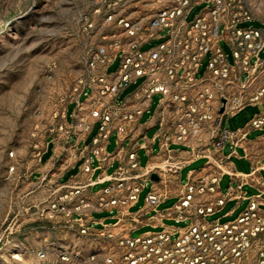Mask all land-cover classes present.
I'll list each match as a JSON object with an SVG mask.
<instances>
[{"label":"built area","instance_id":"built-area-1","mask_svg":"<svg viewBox=\"0 0 264 264\" xmlns=\"http://www.w3.org/2000/svg\"><path fill=\"white\" fill-rule=\"evenodd\" d=\"M201 3H207L206 7L189 19L190 9ZM141 8L155 11L140 12ZM81 21L84 70L63 97L50 133L62 142L63 150H73L71 156L82 158L80 171L88 181L54 189L50 198L41 201L39 215L85 236L93 248L84 257L60 248V257L80 264H264V208L259 194L248 197L243 188L254 179L257 168L239 173L227 164L230 155L224 153L227 142L236 152L250 128L264 126V109L243 127L233 129L225 123L248 105L264 106V5L256 12L248 0H94L82 12ZM246 21L261 25L245 26ZM156 38L162 39L157 45L142 47ZM223 40L232 48V61ZM207 53L210 59L201 73ZM119 55L118 67L110 71L109 65ZM139 77L143 81L119 100L122 90ZM157 93L152 143L158 142V153L166 156V164L142 165L137 148L127 149L123 141L135 135ZM71 102L76 104L72 120ZM97 121L99 128L92 142L86 143ZM113 134L117 146L111 152L107 143ZM44 146L45 140L35 158L42 155ZM181 146L192 155L207 157V165L216 170L191 173L178 198L160 207L170 191H159L155 184L164 180L167 186L169 172L180 179V163L170 161ZM145 147L152 151L151 145ZM14 154L11 150L10 155ZM94 157L98 167L114 157L119 163L108 184L87 192L86 186L96 183L91 176ZM15 167L11 165L10 170ZM153 172L159 179L152 178ZM226 172L237 183L232 180L222 190L220 181ZM150 179L153 185L145 204L133 211ZM63 187L67 190L56 194ZM232 197L249 198L238 216L208 218ZM104 210L115 220L106 222L95 215ZM166 219L186 224L177 227L166 224ZM144 223L157 229L135 232ZM45 254L42 249L41 255Z\"/></svg>","mask_w":264,"mask_h":264},{"label":"rangeland","instance_id":"rangeland-1","mask_svg":"<svg viewBox=\"0 0 264 264\" xmlns=\"http://www.w3.org/2000/svg\"><path fill=\"white\" fill-rule=\"evenodd\" d=\"M248 1L256 12L264 5V0ZM93 4L94 0H0V264H80L75 259L63 260L59 249L66 248L84 257L93 248L85 236L58 226V221L52 217L44 216L39 220L31 217L35 207H29L30 215L26 219L19 181L50 133L51 126L58 120L57 112L64 102L63 97L84 70L81 14ZM206 5H193L188 18L193 19ZM144 11L155 10L140 9V12ZM243 25L260 26L261 22L246 21ZM161 40L152 39L142 47L151 48ZM221 43L232 61L231 46L224 40ZM120 58L121 55L117 56L109 65L110 71L118 67ZM209 59L210 53H207L200 66L201 73L205 71ZM142 81L143 77H139L129 84L120 93L119 100ZM159 96L158 93L153 96L152 106L143 119L154 112ZM74 107L75 102H71L69 112ZM263 109L261 103L249 105L237 117L228 116L227 123L235 127L239 120ZM99 124V121L94 124L91 137L97 132ZM155 131L156 127L150 128L148 136L152 137ZM114 146L115 139L112 137L109 148ZM11 150L15 151L14 155H10ZM226 150L229 151L228 146ZM141 156L142 162H146L144 153ZM203 163L204 159H200L183 167L181 180L186 179L190 167H199ZM13 164L16 167L11 171ZM228 184L225 177L221 185L226 188ZM152 185L153 180L150 179L138 202L132 206L133 211L145 204V196ZM48 195H52L50 189H46V198H50ZM176 199V196H171L160 207L170 205ZM48 204L46 200L44 205L47 207ZM95 215L106 217L107 222L115 220L109 211H96ZM165 223L177 227L186 224L173 219H166ZM151 229L157 228L143 225L135 232ZM42 249L46 250L44 256L41 255Z\"/></svg>","mask_w":264,"mask_h":264},{"label":"crops","instance_id":"crops-1","mask_svg":"<svg viewBox=\"0 0 264 264\" xmlns=\"http://www.w3.org/2000/svg\"><path fill=\"white\" fill-rule=\"evenodd\" d=\"M248 106L244 107L241 111L231 117H237ZM72 111L69 112V119L71 120L73 119ZM258 112L259 111L253 112L246 119L239 120L235 127L231 126L229 122L227 123L228 117L225 119V123L233 129L243 127L248 122H250L255 116V114ZM156 125L157 116L155 114L151 113L147 116L146 119H143L142 117L135 135L128 136L123 141L127 149H131L134 147L137 148V153L139 155L140 162L142 165L154 164L164 166L166 164V156L158 153V142L156 141L155 143H152V137L148 136V130L152 127H157ZM90 132L86 135L85 138V142L89 144L92 142V139L96 134L95 133L91 137ZM145 132L147 133V137H145L143 134ZM112 137H114L115 139V146L113 149H110L109 144L111 142ZM75 138L76 137H73V139ZM116 139L117 137L115 134L111 135L109 142L107 143L108 151L114 152L116 150ZM83 143V141L80 142L81 145H83ZM139 144H141V146H139ZM146 144L152 146V151L145 147ZM227 146L229 147V151L226 150ZM181 148L182 150L180 151L178 156H175L174 159L170 161L171 164L180 163V174L183 167L189 166L197 160L204 159V163L199 167H190L187 172L186 179L184 181L181 180V175L180 179L177 180L175 174L173 172H169L168 175L171 176V181L168 183L167 186L164 185V180L156 182L155 186L159 191H165L166 188H169L170 197L176 196V198H178L182 185L185 184L191 173L194 172L196 174H200L210 169L212 171L216 170L215 167L207 165V157H197L195 155H192L191 152L185 146H181ZM240 149H242V151H240ZM72 151L73 150H63L62 142L58 141L55 138L54 134L49 133L46 136L45 146L42 155L39 158L32 159L28 165L29 167L27 171L23 173L19 178V181L21 182L20 193L21 201L23 203L22 208L26 210L24 213V215H26V219H28V216L30 215L28 210L30 206L35 207L34 209H36L31 213V217H36V219L38 220L41 219L39 215V207L41 201L46 198V189H50V191L53 192L54 189L57 190L58 187L65 184L71 185L74 184L76 181H81L83 183H86L88 181V177L80 171V164L82 162V158L71 156ZM142 153H144L147 158L146 162L144 163L142 162ZM224 153L230 155V159L228 160L227 164L232 166L239 173H249L254 168H257L256 174L254 175V179L249 182H246L243 185V188L244 190H246L248 197L251 195L259 194L262 201L261 207L264 208V126L262 128H250L247 131L246 136L240 142V144L236 146V152H232L231 143L227 142L226 147L224 148ZM118 163L119 158L114 157L109 161L105 162L103 167H98V160L94 157L93 164L94 166H96V168L91 176L94 180H96V183L87 185V192H94L103 187L104 185L108 184L110 182V175L113 173ZM225 177L228 178L229 182L226 188L222 187L221 185V181ZM232 180L233 184L237 183L236 178L232 179L229 173H224L220 181V186L222 190H226ZM66 188L67 187H63L61 190H58L56 194L62 192V190H67ZM248 197L242 198L240 200L235 197L229 198L226 201L225 205L222 207V209L217 211L215 214L220 213L217 217H220L222 220L235 218L249 203ZM150 213L151 212L149 211L147 215ZM143 225L149 224L144 223ZM150 225L154 226L153 224Z\"/></svg>","mask_w":264,"mask_h":264},{"label":"water","instance_id":"water-1","mask_svg":"<svg viewBox=\"0 0 264 264\" xmlns=\"http://www.w3.org/2000/svg\"><path fill=\"white\" fill-rule=\"evenodd\" d=\"M223 110H224V106L221 107V111H223ZM152 178L153 179H159V174L157 172H153L152 173Z\"/></svg>","mask_w":264,"mask_h":264}]
</instances>
